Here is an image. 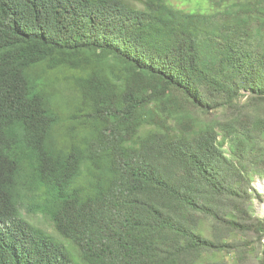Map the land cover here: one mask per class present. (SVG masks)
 <instances>
[{
	"label": "trees",
	"instance_id": "1",
	"mask_svg": "<svg viewBox=\"0 0 264 264\" xmlns=\"http://www.w3.org/2000/svg\"><path fill=\"white\" fill-rule=\"evenodd\" d=\"M0 0V264H264V0Z\"/></svg>",
	"mask_w": 264,
	"mask_h": 264
},
{
	"label": "water",
	"instance_id": "2",
	"mask_svg": "<svg viewBox=\"0 0 264 264\" xmlns=\"http://www.w3.org/2000/svg\"><path fill=\"white\" fill-rule=\"evenodd\" d=\"M252 185L257 189L259 193L262 194V201L260 203H255L256 213L264 218V178H256Z\"/></svg>",
	"mask_w": 264,
	"mask_h": 264
},
{
	"label": "rangeland",
	"instance_id": "3",
	"mask_svg": "<svg viewBox=\"0 0 264 264\" xmlns=\"http://www.w3.org/2000/svg\"><path fill=\"white\" fill-rule=\"evenodd\" d=\"M132 3L140 4L138 0H129ZM171 3L177 5L178 7L185 9H198L199 5H197L196 0H168ZM260 203V202H256Z\"/></svg>",
	"mask_w": 264,
	"mask_h": 264
}]
</instances>
